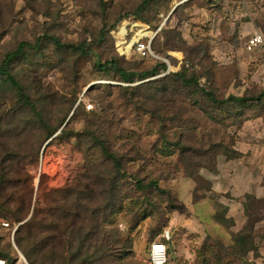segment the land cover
I'll return each mask as SVG.
<instances>
[{
	"label": "rangeland",
	"instance_id": "374dc122",
	"mask_svg": "<svg viewBox=\"0 0 264 264\" xmlns=\"http://www.w3.org/2000/svg\"><path fill=\"white\" fill-rule=\"evenodd\" d=\"M143 1L0 0V62L20 43L35 42L44 35L55 36L64 45L85 38L94 42L105 23H114L121 11L136 9ZM210 1H194L187 10L188 19L181 23L171 9L157 27L156 22L128 14L149 29L160 30L153 44L160 57L157 61L167 69L148 80L177 73L187 64L218 100L259 96L264 93V50L248 48V41L254 32L264 36V0H216L212 6ZM178 3L174 0L172 8ZM130 17L115 23L112 32L119 27L123 31L126 24L122 23ZM174 31L181 32L184 42H176ZM133 43H119L123 58L116 46L111 51L102 44L95 45L89 58L72 56L70 50L43 40L42 56L31 53L34 62L19 68L20 75L38 70V80L55 102L52 125L75 110L66 126L73 131L69 139L44 146L38 164L27 168L34 192L24 222L35 207L52 208L56 218L62 217L59 206L65 194H51L75 186L85 167L84 153L102 167L85 128L102 135L111 151L122 157L128 177L116 191L122 207L109 210L111 219L105 220L106 203L100 202L98 227L78 228L70 234L56 229V233L61 230L58 235L63 238H58L63 245L55 247V258L32 256L31 260L3 230L0 251L16 256L17 263L23 257L26 264H150L152 242L169 236L167 264H264V101L220 108L202 100L194 104L191 92L183 90L175 105L182 123L168 122L169 108L162 113L166 121L161 124L144 105H130L120 89L148 80L124 84L94 70L96 63L110 60L112 52L135 71L153 66L156 62L140 60L132 53ZM164 126L166 135L160 134ZM140 180L157 181L168 193L154 188L138 191ZM20 195L27 196V190ZM182 203L184 212L177 210ZM24 222L17 223L15 231ZM44 231L41 237L46 239L51 233ZM44 241L39 249L50 250L51 243H56Z\"/></svg>",
	"mask_w": 264,
	"mask_h": 264
},
{
	"label": "trees",
	"instance_id": "16d2710c",
	"mask_svg": "<svg viewBox=\"0 0 264 264\" xmlns=\"http://www.w3.org/2000/svg\"><path fill=\"white\" fill-rule=\"evenodd\" d=\"M104 2V0H100ZM174 0H144L141 6L136 9L130 8L128 11L123 10L117 15L114 23L107 22L100 30L99 38L94 42H89L86 38L78 44H65L55 36L44 35L38 37L35 42H22L17 49L7 53L0 62V216L6 217L11 223V229L5 230L0 227V231H7L14 241L24 253L31 259L32 256L43 260L45 258L53 259L56 256V248L63 244L59 238H63L56 233V229L65 230L66 234H70L71 230L88 229L98 227L100 214H98L97 206L100 202H105L106 209L103 208L102 215L108 221L112 218L109 212L116 208L122 207L119 201L121 197H117L116 191L119 189L122 180L128 177V173L124 172L125 165L121 156L111 151V148L105 143L102 135H99L91 128H85L86 132L91 135V141L94 144V149L97 151L101 168L96 166L84 153L85 167L81 173L79 180L75 186L65 190L66 192L55 191L51 194L54 197L56 194H65V198L61 201L59 212H62L61 218H56L54 210H41L34 208L31 218L24 222L30 215L33 197V177L27 172V168L35 167L40 158V152L46 143H54L55 141H67L68 136L73 132L66 129L68 122L72 118L75 110L66 114L57 126L52 125L54 117V99L43 88L42 83L38 80V70L19 71L21 65L33 63L31 53H37L36 56L42 54V41L48 40L52 42L56 48H66L72 53V56L92 57L94 55L95 45H105L112 51L115 46V39L111 35L115 23L120 22L123 18L130 17L134 14L136 19H142L145 22H153L157 27V23L161 22L164 14H167L171 9ZM179 3L174 13L178 16L179 22L187 20L188 9L193 6L194 1L198 0H177ZM184 1H187L184 3ZM207 1V0H202ZM219 2L221 0H218ZM178 3V4H179ZM211 6L216 3V0L208 2ZM152 15L151 18L147 17ZM176 42H184L183 35L179 31L172 32ZM167 34V33H166ZM169 34V33H168ZM154 52V44L152 45ZM70 53V54H71ZM42 56V55H41ZM138 57V56H137ZM140 60H147L138 57ZM72 59V57H71ZM116 52H112L110 60L104 63H96L94 70L106 78L115 79L124 84H136L146 81L151 78L159 77L167 69L165 63H159L157 60L153 66L148 67L143 71H135L130 68L128 63L124 64ZM133 66V65H132ZM193 66L185 64L182 69L174 74H169L156 80H148L136 87H124L123 90L125 100L130 105L135 107L146 108L148 114L157 117L161 124L165 123L166 117L162 114L169 108L172 110V116L168 122L177 123L179 114L175 112L177 105V97L188 90L194 100V104H199L202 101L208 104H213L217 107H225L233 103L247 105L249 102L264 101V93L259 96H231L227 99L218 100L213 91H210L205 85L200 84V76L192 73ZM191 74V75H190ZM32 83H27L29 80ZM199 98V99H198ZM53 100V101H52ZM76 99L73 103L72 110ZM206 112V110H203ZM207 113V112H206ZM71 114V115H70ZM175 114V115H174ZM208 114V113H207ZM182 123V122H180ZM179 123V124H180ZM160 134L166 135L165 126L160 127ZM62 132L60 134L59 131ZM46 132V135H41ZM67 138V140H65ZM183 138V135H182ZM181 138V139H182ZM78 140H83L82 136L77 137ZM180 139V143H181ZM168 140V139H167ZM103 169V170H102ZM41 186V184H40ZM136 187L138 191L151 190L152 188L167 194L168 191L161 189L157 181L145 182L140 180ZM27 190V196H18L21 191ZM114 207V208H113ZM185 205L182 203L180 212H184ZM106 210L105 213H103ZM107 214L109 216H107ZM24 222L12 235L16 224ZM47 230L51 233L46 239L56 240L55 244L50 245L51 249H39L38 246L45 243L41 237V233ZM238 233H233L238 235ZM16 235V240H15ZM89 236V235H86ZM161 240L168 243L165 238ZM153 241L152 244L155 242ZM13 243V242H12ZM151 244V245H152ZM151 249V248H150ZM61 254H65L62 250ZM0 259L6 264H16V256L6 255L0 251ZM32 260V259H31ZM35 264V261H32ZM32 263V264H33Z\"/></svg>",
	"mask_w": 264,
	"mask_h": 264
},
{
	"label": "built area",
	"instance_id": "2783aa9c",
	"mask_svg": "<svg viewBox=\"0 0 264 264\" xmlns=\"http://www.w3.org/2000/svg\"><path fill=\"white\" fill-rule=\"evenodd\" d=\"M126 24L123 31H120V27L117 31L112 32V36L115 39L116 50L121 58H123L121 52L118 50L119 43H127L134 42L132 47L135 54L143 59L147 60H159L160 57L156 54L152 48V44L154 39L158 36L160 30L153 31L136 21L134 17H130L125 19L123 24ZM134 24L140 25L141 29L136 27ZM248 41V48L252 50L263 49L264 50V36L259 32H254L251 34ZM0 227L9 230L11 229V223L6 221L5 219L0 218ZM15 233V229L13 232V236ZM167 241L170 240L169 236L165 237ZM150 264H167L168 263V247L167 244L161 240L155 241L151 245L150 256H149ZM0 264H6V262L0 259ZM16 264H26V261L21 257V261Z\"/></svg>",
	"mask_w": 264,
	"mask_h": 264
},
{
	"label": "water",
	"instance_id": "95a60500",
	"mask_svg": "<svg viewBox=\"0 0 264 264\" xmlns=\"http://www.w3.org/2000/svg\"><path fill=\"white\" fill-rule=\"evenodd\" d=\"M179 6V4L174 8V10ZM174 10L172 11V13L174 12ZM171 13V15H172ZM50 143V141L45 145L44 149L46 148V146H48V144Z\"/></svg>",
	"mask_w": 264,
	"mask_h": 264
},
{
	"label": "crops",
	"instance_id": "0c3cea01",
	"mask_svg": "<svg viewBox=\"0 0 264 264\" xmlns=\"http://www.w3.org/2000/svg\"><path fill=\"white\" fill-rule=\"evenodd\" d=\"M230 218H232V217H230ZM240 231H241V230H240ZM240 231H239V232H240ZM236 232H237V231H236Z\"/></svg>",
	"mask_w": 264,
	"mask_h": 264
}]
</instances>
